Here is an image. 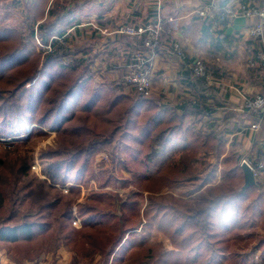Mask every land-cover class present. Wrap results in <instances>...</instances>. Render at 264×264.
I'll return each instance as SVG.
<instances>
[{
    "label": "trees",
    "instance_id": "16d2710c",
    "mask_svg": "<svg viewBox=\"0 0 264 264\" xmlns=\"http://www.w3.org/2000/svg\"><path fill=\"white\" fill-rule=\"evenodd\" d=\"M83 2L12 0L21 16L17 27L0 15V148L45 134V126L63 143L39 155L45 179L30 174L33 157L25 153H15L0 169V243L26 259L55 250L62 240L84 255L100 253L103 264H252L241 249L255 242L264 264V235L252 228L264 227V189L257 182L241 191L239 155L226 152L217 123L205 120L215 112L208 100L216 87H205L190 68L179 81L191 96L178 103L163 94L131 95L117 86L121 83H91L98 53L88 40L70 43L65 26L74 19L78 32L75 11ZM225 2L217 0L208 16ZM119 37L142 47L140 39ZM105 145L112 147L113 161L118 149L124 152L122 169L138 183L153 184L149 195L133 191L121 198L104 190L116 180L109 174L79 200L96 177L93 163ZM209 152L228 153L220 160L219 179L212 167L191 197L163 192L168 184L196 178V165L209 162ZM257 153L254 162L264 151ZM152 227L170 239L172 249L145 245L143 232Z\"/></svg>",
    "mask_w": 264,
    "mask_h": 264
},
{
    "label": "crops",
    "instance_id": "0c3cea01",
    "mask_svg": "<svg viewBox=\"0 0 264 264\" xmlns=\"http://www.w3.org/2000/svg\"><path fill=\"white\" fill-rule=\"evenodd\" d=\"M79 1H84L83 7L77 10L80 21L81 16L85 17L86 14L88 15L92 4L90 0L89 2H86V0ZM125 1L126 18L124 20H117L119 17V4L116 3V0H95L93 8L97 9H95V12L93 10L94 14L91 17H93L92 21L95 20L96 24L100 25L97 28L101 30L102 27L107 30L113 28L109 29L111 31L123 23L141 27L148 21L153 20L158 15V11H160V15L166 21L167 27L170 26L172 29V20L176 21L179 28L177 26L174 31L172 30L170 35L162 33L163 39L179 41L187 53L189 61L201 58L212 72L211 85L216 87L217 92H213L216 99L209 98L208 104L215 109V112L212 118H205V120L208 119L217 123L216 128L220 133L222 142L225 143L226 152L234 151L236 155H239L240 163L242 159L254 161V158L258 157L257 151L260 149L264 151V147H262L264 146V109H247L245 107V100L253 98L257 93L261 92L264 83V67L255 59L257 52L262 50V41L252 39L248 34V29L251 25L260 21L264 23V19L257 15L249 17L240 13L234 17H226L223 19L224 22L220 23L217 16L219 12L214 17L208 16V11L212 10L214 5H218L216 3L217 0ZM137 3L139 4L138 7H136ZM115 4L117 5L113 9ZM224 5L230 7L245 5L246 7L260 8L264 6V0H226ZM200 10H205L206 14L204 16L200 15ZM111 11L113 12L110 13ZM113 25L115 28L111 27ZM71 27L67 28V35ZM78 32L80 31L78 30ZM90 36L92 38L96 37L97 33L92 31ZM119 38L121 37L118 35L113 36L111 41H107L97 49L92 50L93 54L98 53L93 64V70H95V67L105 65L104 60H118L116 62L121 66L108 70L105 74L107 76L106 80L101 79L97 82L121 83L122 86H117L123 92L134 95L135 93L131 91L133 89L128 88L127 85L124 86L122 80L118 81L117 78L119 75V77H123L122 75L129 68L128 65L131 66L135 62L132 53L137 48H134L129 43H121ZM141 48L140 50H143L142 57L146 65L151 67L152 86L155 85L158 77L160 86L156 90L160 91L159 94H163L167 101L173 103H178L185 96H191L190 89L179 81L182 71L190 68L191 63L189 61L179 60L174 55L166 54L167 52L163 48L160 50L164 52V56L157 57L158 55L156 54L157 58ZM117 69H119L120 73H118ZM123 72L124 74H122ZM152 86L147 94L148 97L153 95ZM128 89L131 90L128 91ZM190 117L193 116L190 115ZM200 125L201 122H197L195 127H200ZM241 141L245 143L244 146L248 144L249 149L252 148L253 152L250 153L252 154V158L247 157V153H239V151L233 148L234 144ZM230 145L233 147L230 148ZM226 154L228 153L223 152L220 157L216 156L213 152L206 154L207 161L213 164V166L212 164L210 165V168H215V173L218 170V176L221 168L220 160ZM257 182L261 183L264 189V175ZM5 253V246H2L0 243V264H50L46 262V253L34 259H26L19 256V259H17L16 256H7ZM55 258L54 264H72L71 261L67 260L64 247L58 249Z\"/></svg>",
    "mask_w": 264,
    "mask_h": 264
},
{
    "label": "rangeland",
    "instance_id": "374dc122",
    "mask_svg": "<svg viewBox=\"0 0 264 264\" xmlns=\"http://www.w3.org/2000/svg\"><path fill=\"white\" fill-rule=\"evenodd\" d=\"M60 1H65V0H60ZM70 3L72 2H76L79 0H68ZM94 1L95 0H90V3L92 4V7L89 9V13L88 15L86 14L85 17L81 16L82 18H80V25H78V29L80 32L75 31V20L72 19L69 21V23L67 25H65L66 27L72 26L69 29V33L67 35L69 42H71L72 44H74L77 39L80 41H85L86 39L89 41V45L91 46L92 50L97 49L99 46H101L102 44H105L107 41H111V38L113 36H117V34L112 33L111 30L109 31V29H113V28H109L104 29V27H102L101 29H98L95 20L92 21L91 16H93L95 9L97 8H93L94 6ZM136 1V0H135ZM12 0H6V2H1L0 1V15L5 16L6 18V25L8 26H19V22L21 20V16H20V11L15 8L12 4ZM116 3L119 4V10H118V16L121 17L117 20H124L126 18V14H125V4L126 1L125 0H116ZM114 5V8L116 7V5ZM138 3L136 4V7H138ZM135 6V4H134ZM112 9V10H113ZM94 10V12H93ZM113 11H111L110 13H112ZM75 15L77 17H79V12L76 10L75 11ZM91 19V20H90ZM104 22V21H103ZM98 23V22H97ZM125 24V23H123ZM96 27H95V26ZM121 25V24H120ZM178 26L177 22L174 20H172V30L174 31L175 28ZM179 28V26L177 27ZM92 31H95L97 33V36L95 37H91V33ZM121 36V35H118ZM126 36V35H125ZM250 36V35H249ZM128 37V36H127ZM251 37V36H250ZM84 38V39H83ZM252 38V37H251ZM65 39V38H64ZM253 39V38H252ZM86 40V41H87ZM65 42V40H64ZM48 48V46H46ZM158 50H160L159 48L156 49V51L151 55H153L154 57H156V54L158 55L157 57H162V55L164 56V52H162L161 50L158 52ZM143 51V50H140ZM168 54V53H166ZM156 57V58H157ZM108 60V59H107ZM104 60V64L101 67H95V73L91 79V83L100 81L101 79L106 80L107 76L105 75L107 73L108 70L110 69H114L117 66H121L118 62V60L115 61H110L108 60ZM162 61V60H161ZM110 63V65H109ZM117 63V64H115ZM110 67V68H107ZM129 68H127V72L124 74V72L122 74L123 77H119L117 78L118 81L122 80V83L124 84V86L126 85L124 82L125 76L128 74L129 69L131 68V66L128 65ZM149 69H151V67H149ZM161 70H163L162 68H160ZM118 73H120L119 69H117ZM160 77V76H159ZM169 81H171V79H169ZM160 86L159 82H158V77H157V81L155 82V85H153L152 90H153V95L152 97H157L159 96V92L156 89ZM128 88H132L128 89V91H132L134 93H136L134 87H130L127 85ZM30 129V126H28V130ZM43 129L45 130V134H37L34 135L31 139L24 141V142H19L17 144V146H13L10 145V147H8V149H4V148H0V159L3 160L4 163L0 164V169H6L8 167V165L10 164V162L12 161V158L14 157L15 153H25L27 155V157H33V163L31 164L30 170H31V175H35L38 176L40 178L45 179L46 176L43 173V166H42V162L39 159V155L41 154V152L43 150H47L48 148H55L58 147V145H62L63 143H61L58 133L53 130V128L51 126H45L43 127ZM245 143H243L242 141L240 143H236L233 146L230 145V148H234L236 151H239V153H247V157L252 158V153L253 150L252 148L249 149V145L247 144V146H244ZM244 149L245 152H244ZM112 152V147L110 145H105L104 147H102V149L96 154L95 156V160L93 163V167H94V173L96 175V177H94L91 180V184L89 188H82L81 192H80V198L79 200H83L84 198H86L89 195V191L90 189L93 188H97L99 181L101 180L102 177H106L107 175L111 174L114 178H116V180H111L109 183H107L106 186L103 187L104 190L106 191H110L113 193H116L119 195V197L121 198H125L128 195H130L133 191H140L141 193H143L145 196H147V194L149 195V187L153 186V184H146L145 183H138L137 180L134 179V176L132 175L131 172L126 171L124 169H122V161L124 159V152H122L121 150H117L116 151V156L121 159L119 160L118 158L115 159V161H113L110 153ZM204 153V152H201ZM197 167V172H198V176L196 178L190 179V180H186V181H180V182H173L171 184L166 185L163 188V192H169V193H173L175 196L177 197H181V198H189L192 195H194L195 189L197 186H199L198 184L200 183L201 179L205 176L203 175L205 173V171L210 170V166H207V163L205 162H200L199 164L196 165ZM199 167V169H198ZM136 176V175H135ZM215 179H219L218 176V170L217 173L214 174ZM122 178V180H121ZM136 178H139V176H136ZM119 179V180H118ZM121 180V181H120ZM260 186L262 185L261 183H259ZM11 189V188H10ZM65 192H67V189L64 187ZM191 190H193V193H190ZM141 197L139 198L140 201V205L142 207H144V205H146V198ZM131 198H136L131 196ZM75 209V207H74ZM138 218H136L135 222H137ZM74 224L76 226H80V221L79 219H75L74 220ZM253 229H255L260 235H264V227L260 226V224H254L252 226ZM149 231V232H148ZM143 235L145 236V245L146 246H154V247H161L164 249H172L173 246L171 244L170 239L164 235L162 232L156 230L154 227L145 230L143 232ZM59 242V246L58 248H56L55 250H51L50 251H45V253L47 254V260L46 262H49L50 264H54V262L56 261L55 258V254L57 253L58 249L60 247H64L65 248V255L67 257V260L71 261L72 264H103V261L101 259L100 253H94V254H88L86 253L85 255L83 253L74 251L69 249V247L62 241V240H58ZM2 246H4L1 243ZM6 248V247H5ZM230 248L232 250H236L237 247L235 244H231ZM241 251L243 253H246L249 257L250 260L252 261V264H261L262 260L258 259L256 254H258V252L256 251V247H255V242H251L249 245H247L245 248H242ZM240 251V252H241ZM7 256H16L17 259H19V257L17 255H14L13 252L11 251V249H7L6 248V253ZM260 257V256H259Z\"/></svg>",
    "mask_w": 264,
    "mask_h": 264
},
{
    "label": "built area",
    "instance_id": "2783aa9c",
    "mask_svg": "<svg viewBox=\"0 0 264 264\" xmlns=\"http://www.w3.org/2000/svg\"><path fill=\"white\" fill-rule=\"evenodd\" d=\"M199 13L204 16L206 11L200 10ZM240 13L249 17L257 15L264 19V6L256 8L246 7L245 5L237 7L224 5L218 14V21H221L226 17L237 16ZM164 32L165 34L170 35L171 27L166 26V21L160 15V11H158V15L153 20L148 21L141 27L125 23L119 25L114 31H112V33L117 35H126L132 39H140L142 48L150 54H153L158 48H163L167 53L185 60L187 58V53L184 51L182 44L177 40L163 39L162 33ZM248 34L255 41H262V50L257 52L255 59H257L264 67V23L260 21L251 25L248 29ZM132 57H134L135 62L131 65L128 74L125 76L124 82L128 86L134 87L136 92H141L147 95L152 86L151 70L149 69V66L146 65L140 48H137L135 52L132 53ZM190 69H192L195 78L200 80L205 87L211 86L212 72L208 69L207 64L201 58H195L190 64ZM245 107L247 109H264V83L261 92L257 93L253 98L245 100ZM242 161H245L253 169L256 181L262 178L264 175V153L258 162H254L251 159H242ZM256 256L260 259L259 254H256Z\"/></svg>",
    "mask_w": 264,
    "mask_h": 264
},
{
    "label": "water",
    "instance_id": "95a60500",
    "mask_svg": "<svg viewBox=\"0 0 264 264\" xmlns=\"http://www.w3.org/2000/svg\"><path fill=\"white\" fill-rule=\"evenodd\" d=\"M240 165L244 172V183L241 187V191L245 192L249 186L255 185L257 181L253 169L245 161H241Z\"/></svg>",
    "mask_w": 264,
    "mask_h": 264
}]
</instances>
